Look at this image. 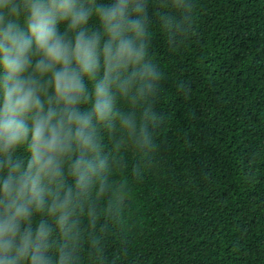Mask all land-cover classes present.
I'll return each instance as SVG.
<instances>
[{"label": "clouds", "instance_id": "9594fccd", "mask_svg": "<svg viewBox=\"0 0 264 264\" xmlns=\"http://www.w3.org/2000/svg\"><path fill=\"white\" fill-rule=\"evenodd\" d=\"M193 0H0V264H91L156 166L165 73ZM183 90L186 85L179 82Z\"/></svg>", "mask_w": 264, "mask_h": 264}, {"label": "trees", "instance_id": "16d2710c", "mask_svg": "<svg viewBox=\"0 0 264 264\" xmlns=\"http://www.w3.org/2000/svg\"><path fill=\"white\" fill-rule=\"evenodd\" d=\"M193 2L178 47L154 23L158 162L136 185L125 155L133 199L91 264H264V0Z\"/></svg>", "mask_w": 264, "mask_h": 264}]
</instances>
